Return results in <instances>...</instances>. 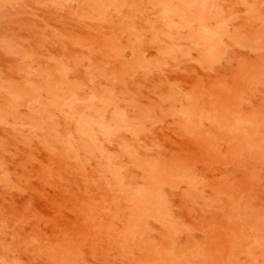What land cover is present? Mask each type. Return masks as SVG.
Returning <instances> with one entry per match:
<instances>
[{
    "label": "rangeland",
    "instance_id": "1",
    "mask_svg": "<svg viewBox=\"0 0 264 264\" xmlns=\"http://www.w3.org/2000/svg\"><path fill=\"white\" fill-rule=\"evenodd\" d=\"M0 264H264V0H0Z\"/></svg>",
    "mask_w": 264,
    "mask_h": 264
}]
</instances>
